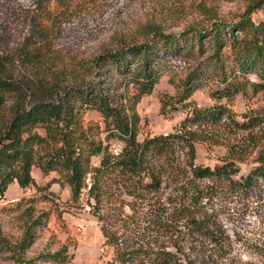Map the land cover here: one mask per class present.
Listing matches in <instances>:
<instances>
[{"label": "trees", "instance_id": "obj_1", "mask_svg": "<svg viewBox=\"0 0 264 264\" xmlns=\"http://www.w3.org/2000/svg\"><path fill=\"white\" fill-rule=\"evenodd\" d=\"M10 1L16 2L0 0L1 14ZM92 1L31 0L27 15L42 36L13 53L0 49V198L12 182L41 189L33 168L54 172L52 181L67 186L73 200L85 195L114 248L106 264H207L205 259L229 249L230 238L206 202L264 185V104L240 114L230 106L238 94L264 92V0L249 2L235 22L211 19L179 33L147 25L140 40L118 35L93 57L92 67L65 74L52 26ZM11 8L7 18L20 19L15 7L6 11ZM256 9L262 11L257 22ZM170 58L182 60L186 70L170 74L175 92L160 97V113L171 109L183 117L170 132L138 139L136 106ZM204 88L212 103L198 105L191 96ZM88 111H96L99 122L86 121ZM216 128L221 132L211 130ZM112 141L121 145L114 149ZM199 143L224 147L220 163L197 164ZM251 156L256 164L239 174L238 163ZM122 195L130 197L132 212L119 232L121 213L114 207ZM165 229L175 232L171 247L157 241ZM25 245L21 240L18 252Z\"/></svg>", "mask_w": 264, "mask_h": 264}, {"label": "rangeland", "instance_id": "obj_2", "mask_svg": "<svg viewBox=\"0 0 264 264\" xmlns=\"http://www.w3.org/2000/svg\"><path fill=\"white\" fill-rule=\"evenodd\" d=\"M251 1L93 0L87 7L58 19L52 26V32L54 42L65 59L66 74L79 65L92 67L93 57L118 35L140 40L147 25H158L165 32L179 33L192 24L207 25L211 19L235 22ZM30 3L31 0L10 1L3 8V14L0 13V49L5 52L13 53L25 41L42 36L41 30L36 29L27 15ZM8 6L15 7V14H21V18H7L12 10L6 11ZM252 18L255 22L259 21L262 18L261 9L254 10ZM205 48L208 49V45L205 44ZM169 63L152 92L143 96L136 106L141 119L138 139L170 132L183 117L180 111L169 108L167 112L160 113V97L175 92L169 81L170 74L174 70L180 75L186 70L180 59L170 58ZM92 70L96 72L95 67ZM191 99L198 105L212 103L205 88L196 90ZM260 104H264V92L250 98L238 94L230 106L240 114L248 106ZM85 119L99 122L100 116L96 111H88ZM205 130L210 131V127ZM211 130L221 132L220 128ZM111 143L114 149L121 145L119 141ZM224 154L222 146L196 145L197 164L213 166L220 163ZM93 160L97 163V158ZM255 164L254 156L238 163L239 174L245 175ZM31 173L41 189L34 186L21 188L12 182L0 198V234L5 239V245L0 244V264H19L17 259L30 264H106L112 259L114 248L106 242L100 222L86 203L85 195L73 200L67 186L62 187L52 181L54 172L43 175L39 169L33 168ZM167 195L168 189L161 196L163 201H166ZM129 200V196L122 195L119 205L114 207L115 213H121L116 221L119 232L124 231L123 220L132 212L127 205ZM206 208L208 212L213 210L230 238L229 249L205 259L207 264H264L263 184L255 185L246 195L221 193L209 199ZM170 230L165 229L157 241L170 246L175 239V232ZM21 240L26 245L23 251L18 252L17 245ZM53 253L55 258H50Z\"/></svg>", "mask_w": 264, "mask_h": 264}, {"label": "built area", "instance_id": "obj_3", "mask_svg": "<svg viewBox=\"0 0 264 264\" xmlns=\"http://www.w3.org/2000/svg\"><path fill=\"white\" fill-rule=\"evenodd\" d=\"M101 250L103 251V248H101ZM110 260H111V259H110ZM110 260H109V261H110Z\"/></svg>", "mask_w": 264, "mask_h": 264}]
</instances>
